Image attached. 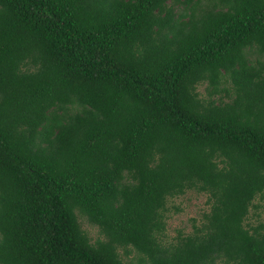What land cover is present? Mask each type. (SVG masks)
I'll use <instances>...</instances> for the list:
<instances>
[{
  "label": "trees",
  "instance_id": "trees-1",
  "mask_svg": "<svg viewBox=\"0 0 264 264\" xmlns=\"http://www.w3.org/2000/svg\"><path fill=\"white\" fill-rule=\"evenodd\" d=\"M259 201L264 0H0V264H264Z\"/></svg>",
  "mask_w": 264,
  "mask_h": 264
},
{
  "label": "rangeland",
  "instance_id": "rangeland-1",
  "mask_svg": "<svg viewBox=\"0 0 264 264\" xmlns=\"http://www.w3.org/2000/svg\"><path fill=\"white\" fill-rule=\"evenodd\" d=\"M253 56H256V54H253ZM202 88L203 86L200 87V89ZM257 201L256 199L255 202ZM259 202L261 206L256 210L250 209L251 211L245 220V222H249L253 226L257 225L259 221L264 223V201ZM207 210L206 196L194 191H188L184 195L170 199L167 211V226L163 240L166 242L173 241L174 237L178 234V229L186 233L190 232L192 230V223H198L201 220V214ZM254 213L259 214V216H256ZM79 221L91 241L102 238L98 232V228L90 224L84 217H79ZM120 252L122 253V251ZM122 258L125 264H138V254L135 251H132L128 255H123Z\"/></svg>",
  "mask_w": 264,
  "mask_h": 264
}]
</instances>
